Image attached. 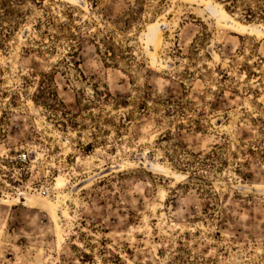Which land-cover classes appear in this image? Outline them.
Listing matches in <instances>:
<instances>
[{"label": "rangeland", "instance_id": "obj_1", "mask_svg": "<svg viewBox=\"0 0 264 264\" xmlns=\"http://www.w3.org/2000/svg\"><path fill=\"white\" fill-rule=\"evenodd\" d=\"M0 264H264V0H0Z\"/></svg>", "mask_w": 264, "mask_h": 264}, {"label": "bare ground", "instance_id": "obj_2", "mask_svg": "<svg viewBox=\"0 0 264 264\" xmlns=\"http://www.w3.org/2000/svg\"><path fill=\"white\" fill-rule=\"evenodd\" d=\"M21 201L23 200V202H24V204L25 205H27L28 204V199L26 198V197H24V196H21ZM54 215H52V217H53Z\"/></svg>", "mask_w": 264, "mask_h": 264}, {"label": "built area", "instance_id": "obj_3", "mask_svg": "<svg viewBox=\"0 0 264 264\" xmlns=\"http://www.w3.org/2000/svg\"><path fill=\"white\" fill-rule=\"evenodd\" d=\"M20 158H21L22 160H25V155H22Z\"/></svg>", "mask_w": 264, "mask_h": 264}]
</instances>
